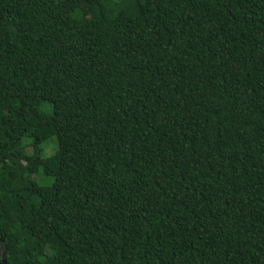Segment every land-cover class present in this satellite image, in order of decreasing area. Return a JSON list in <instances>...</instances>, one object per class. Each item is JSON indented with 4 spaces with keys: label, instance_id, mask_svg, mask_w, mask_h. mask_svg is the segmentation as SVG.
<instances>
[{
    "label": "trees",
    "instance_id": "1",
    "mask_svg": "<svg viewBox=\"0 0 264 264\" xmlns=\"http://www.w3.org/2000/svg\"><path fill=\"white\" fill-rule=\"evenodd\" d=\"M0 246L264 264V0H0Z\"/></svg>",
    "mask_w": 264,
    "mask_h": 264
},
{
    "label": "rangeland",
    "instance_id": "2",
    "mask_svg": "<svg viewBox=\"0 0 264 264\" xmlns=\"http://www.w3.org/2000/svg\"><path fill=\"white\" fill-rule=\"evenodd\" d=\"M80 9H81V11H82V13H83V16L86 17V16H87V6H86V4H85V3H82V4L80 5ZM39 110H40L41 112L45 113V114H49V113H50V106H49L48 104H41V105L39 106ZM53 141H54V139L52 138V139H51L52 145H53ZM42 147L45 148V151H44L45 154H49V153H51V152H50V151H51V144H50L49 146H46V147H45V145H44V146H42ZM2 253H3V252H2V247L0 246V258L2 257Z\"/></svg>",
    "mask_w": 264,
    "mask_h": 264
}]
</instances>
